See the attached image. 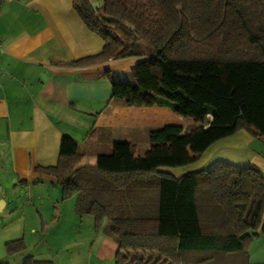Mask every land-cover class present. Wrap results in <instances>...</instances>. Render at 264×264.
Here are the masks:
<instances>
[{
  "label": "trees",
  "instance_id": "16d2710c",
  "mask_svg": "<svg viewBox=\"0 0 264 264\" xmlns=\"http://www.w3.org/2000/svg\"><path fill=\"white\" fill-rule=\"evenodd\" d=\"M73 7L103 47L69 65L148 58L138 83L111 79L106 110L156 105L194 122L151 128L145 157L131 142H116L95 165H81L77 142L65 135L57 164L37 169L56 179L62 200L75 196L77 215L92 216L97 230L106 222L118 245L113 264H254L264 173L227 161L180 177L162 169L194 164L241 130L264 137V0H102L97 7L73 0ZM26 249L24 239L6 244L8 256ZM22 264L51 262L30 255Z\"/></svg>",
  "mask_w": 264,
  "mask_h": 264
},
{
  "label": "crops",
  "instance_id": "0c3cea01",
  "mask_svg": "<svg viewBox=\"0 0 264 264\" xmlns=\"http://www.w3.org/2000/svg\"><path fill=\"white\" fill-rule=\"evenodd\" d=\"M102 0H91L97 7ZM0 261L10 263L6 244L37 233L57 220L55 210L68 205L75 211V196L62 200V189L52 176L37 168L54 166L63 136L77 142L81 165H95L116 142L135 146L147 139L151 128L186 119L169 108L116 104L106 110L111 79L138 83L146 57L109 60L90 66L68 63L102 50L103 40L90 31L73 7V0H11L0 3ZM98 114V115H97ZM193 122H191L192 124ZM264 137L241 130L209 147L200 159L184 168L162 169L180 177L227 161L253 164L264 173ZM147 143L151 147V143ZM135 156H141L135 149ZM3 201V203H2ZM82 224L84 215L77 216ZM90 219V216H87ZM114 258L118 245L104 234ZM110 250V248H109ZM113 254V255H112ZM110 255V253H108ZM100 258H105L100 256ZM251 262L264 264V234L249 248Z\"/></svg>",
  "mask_w": 264,
  "mask_h": 264
},
{
  "label": "rangeland",
  "instance_id": "374dc122",
  "mask_svg": "<svg viewBox=\"0 0 264 264\" xmlns=\"http://www.w3.org/2000/svg\"><path fill=\"white\" fill-rule=\"evenodd\" d=\"M221 65L226 67L225 63H221ZM113 79L119 81V79L115 77H113ZM191 122H194V120L191 118L186 119L187 126H189ZM144 142H148V138L140 139L136 146L138 154L143 157L147 156L151 149V147ZM261 144L264 146L263 141L257 139V147L262 146ZM162 147L165 152H170L171 141L166 145H162ZM112 151L113 150H111V152ZM6 192V188L4 191L0 192L2 198L6 196ZM54 215L60 218L46 222V225L44 224L41 229H38L37 233H33V229L35 228H30L32 233L29 232L26 238L28 255L33 256L37 260L50 261L51 264L114 263V258H110L112 250L110 246L108 247L109 244L104 243L103 246L101 245L104 234L108 236V234L104 232L106 222H104L102 229L97 230L94 218L90 215H84L83 223L79 224L77 217L79 215L71 208L69 209L68 205L63 208L61 207V210H55ZM87 216H90V219ZM108 253H110V255H108ZM98 254L105 258H100ZM23 257L22 255L16 256L12 259L11 264H22ZM255 261L257 260H253L252 263L255 264Z\"/></svg>",
  "mask_w": 264,
  "mask_h": 264
},
{
  "label": "built area",
  "instance_id": "2783aa9c",
  "mask_svg": "<svg viewBox=\"0 0 264 264\" xmlns=\"http://www.w3.org/2000/svg\"><path fill=\"white\" fill-rule=\"evenodd\" d=\"M3 1H11V0H0V3L3 2ZM2 42L0 41V50H2Z\"/></svg>",
  "mask_w": 264,
  "mask_h": 264
},
{
  "label": "water",
  "instance_id": "95a60500",
  "mask_svg": "<svg viewBox=\"0 0 264 264\" xmlns=\"http://www.w3.org/2000/svg\"><path fill=\"white\" fill-rule=\"evenodd\" d=\"M0 192H1V187H0ZM2 203H3V201H2Z\"/></svg>",
  "mask_w": 264,
  "mask_h": 264
}]
</instances>
